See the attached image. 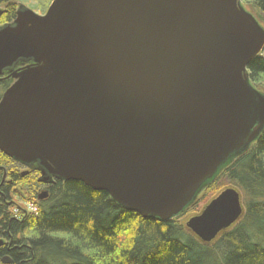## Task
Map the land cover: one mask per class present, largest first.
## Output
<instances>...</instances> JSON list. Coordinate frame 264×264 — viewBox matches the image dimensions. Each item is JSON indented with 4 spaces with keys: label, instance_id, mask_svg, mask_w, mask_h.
Masks as SVG:
<instances>
[{
    "label": "water",
    "instance_id": "water-1",
    "mask_svg": "<svg viewBox=\"0 0 264 264\" xmlns=\"http://www.w3.org/2000/svg\"><path fill=\"white\" fill-rule=\"evenodd\" d=\"M263 48L240 0H52L44 15L19 3L0 27V74L13 79L0 150L44 182L173 219L263 132L248 73ZM243 213L230 186L184 227L208 244Z\"/></svg>",
    "mask_w": 264,
    "mask_h": 264
},
{
    "label": "trees",
    "instance_id": "trees-1",
    "mask_svg": "<svg viewBox=\"0 0 264 264\" xmlns=\"http://www.w3.org/2000/svg\"><path fill=\"white\" fill-rule=\"evenodd\" d=\"M14 1L0 0L6 21L15 17ZM242 2L264 25V0ZM248 73L252 83L264 77V55L251 61ZM223 176L242 193L244 213L208 244L177 217L144 218L119 207L104 191L56 179L53 198L24 224L12 223L11 232H25L17 244L26 246L9 253L0 247V256L10 255V264H264V130L205 190Z\"/></svg>",
    "mask_w": 264,
    "mask_h": 264
},
{
    "label": "flooded vegetation",
    "instance_id": "flooded-vegetation-1",
    "mask_svg": "<svg viewBox=\"0 0 264 264\" xmlns=\"http://www.w3.org/2000/svg\"><path fill=\"white\" fill-rule=\"evenodd\" d=\"M13 79L8 74H0V100L5 90L11 85ZM0 222L6 220L0 225V247H4L6 252L21 249L25 247V243L17 244L22 234L16 231L11 232L12 223L24 224L31 215L37 214L40 203H36L35 211H28L22 209L18 203L19 199L25 197L23 193H32L35 189L34 195L37 199L42 201H49L54 196L56 179L51 181L40 180V172L36 169H31L28 166L15 161L4 152L0 150ZM41 192V193H40ZM45 195V196H43ZM32 195V197H34ZM45 203V202H44ZM42 203V204H44ZM15 209V210H14ZM14 228V227H13ZM25 236V235H23ZM32 257V256H31ZM33 258V257H32ZM12 261L10 255L3 254L0 256V264H10Z\"/></svg>",
    "mask_w": 264,
    "mask_h": 264
},
{
    "label": "rangeland",
    "instance_id": "rangeland-1",
    "mask_svg": "<svg viewBox=\"0 0 264 264\" xmlns=\"http://www.w3.org/2000/svg\"><path fill=\"white\" fill-rule=\"evenodd\" d=\"M15 9L17 10V5L20 3L22 4L24 7L29 8L30 10H32L34 13H36L37 15H44L48 6L50 5V3L52 2V0H15ZM241 5L245 8L246 11L250 12L251 14H253V11L251 10V8L242 2V0H240ZM15 10V12H16ZM0 27L4 26L5 24L10 23L11 21H6L5 19V12H7L6 7L5 6H0ZM259 20V19H258ZM260 22V20H259ZM261 26L264 28V25L260 22ZM262 55H264V48L262 49L261 53ZM11 78V77H10ZM251 85L259 92L264 93V77L261 76L259 82H253L250 81ZM41 176V174H40ZM55 179V178H53ZM52 179V180H53ZM233 185H230L227 178L226 177H220L219 179H217L215 181V183H213V186L211 185L209 188V190H205L202 192V194H200L195 201L193 202V204L188 207V209H186L183 213H181L180 215L176 216L178 218V222L180 224H184L185 220H187L188 217L198 214L203 207L212 199L214 198L221 190L230 187ZM235 187V186H233ZM236 188V187H235ZM237 189V188H236ZM37 190V189H35ZM35 190L30 193H23V195H25V197L19 199V205L21 207H23L22 209H26L30 212L35 211L36 210V203H44L46 201H42L37 199L34 195L36 194ZM238 190V189H237ZM239 191V190H238ZM38 192V190H37ZM41 193V192H40ZM239 193L241 194V198H242V193L239 191ZM32 195L34 197H32ZM242 206L244 209V203H243V198H242ZM15 210V209H14ZM25 210V211H26ZM33 213V212H32Z\"/></svg>",
    "mask_w": 264,
    "mask_h": 264
},
{
    "label": "bare ground",
    "instance_id": "bare-ground-1",
    "mask_svg": "<svg viewBox=\"0 0 264 264\" xmlns=\"http://www.w3.org/2000/svg\"><path fill=\"white\" fill-rule=\"evenodd\" d=\"M232 226H233V225H231L228 229H230ZM228 229H227V230H228ZM224 231H226V230H224ZM224 231H222V232H224ZM222 232H221V233H222ZM221 233H220V234H221Z\"/></svg>",
    "mask_w": 264,
    "mask_h": 264
}]
</instances>
